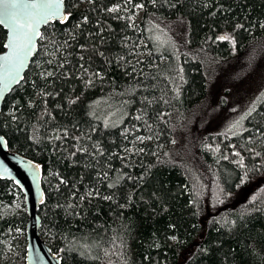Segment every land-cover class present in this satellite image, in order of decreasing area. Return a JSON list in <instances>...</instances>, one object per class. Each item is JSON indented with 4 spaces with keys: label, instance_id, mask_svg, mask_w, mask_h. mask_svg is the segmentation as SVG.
I'll return each mask as SVG.
<instances>
[{
    "label": "trees",
    "instance_id": "trees-1",
    "mask_svg": "<svg viewBox=\"0 0 264 264\" xmlns=\"http://www.w3.org/2000/svg\"><path fill=\"white\" fill-rule=\"evenodd\" d=\"M66 8L0 115L41 165V234L62 264H264V95L241 133L214 126L233 93L218 80L264 69V0ZM6 38L0 25V53ZM27 223L0 178V264H27Z\"/></svg>",
    "mask_w": 264,
    "mask_h": 264
},
{
    "label": "water",
    "instance_id": "water-1",
    "mask_svg": "<svg viewBox=\"0 0 264 264\" xmlns=\"http://www.w3.org/2000/svg\"><path fill=\"white\" fill-rule=\"evenodd\" d=\"M5 2L9 4L15 2L19 5L10 9L19 21V26L14 25L11 20L0 23L7 33L5 50L0 53V115L7 97L24 81L26 73L38 53L39 41L44 27L57 21L61 22L60 16L69 14L66 8V0H63L60 15L53 16L46 22L41 20L40 9L26 8L24 5L37 2L47 3L48 0H5ZM3 12L4 4H0V18H3ZM30 23L39 35L33 37L34 46H32L31 53L25 57L22 53L27 46L26 34L31 35L32 33V29L27 27ZM14 27H16L15 33L13 32ZM14 36L15 39H13ZM20 58L23 59L22 66L19 63ZM42 177L41 165L19 152L11 150L0 128V178L14 182L21 189L28 214L26 263L62 264L60 256L52 251L41 234L40 209L45 201Z\"/></svg>",
    "mask_w": 264,
    "mask_h": 264
},
{
    "label": "rangeland",
    "instance_id": "rangeland-1",
    "mask_svg": "<svg viewBox=\"0 0 264 264\" xmlns=\"http://www.w3.org/2000/svg\"><path fill=\"white\" fill-rule=\"evenodd\" d=\"M233 67L230 68L232 70ZM256 76L253 81L245 80V78H238V75L235 78H231L228 75L223 77V80H218L220 84H226L233 87L232 92L228 93L229 104L222 105L220 101L225 99L227 95L223 92H226L224 88L221 90L218 88L215 92V99L211 102L212 107H208L211 111L216 110V106L220 103V106H223L226 111H220L219 115L214 116L215 124L217 126L215 131H225L231 134H238L243 131L246 127L245 119L249 113L253 112L258 106L262 96L264 95V69H261L255 73ZM233 75V74H232ZM238 80L235 84H231V81ZM229 86V87H230ZM220 89V90H219ZM220 117V118H216ZM202 125L205 123V120H200ZM205 126V125H204ZM25 202V201H24ZM17 207V205H16Z\"/></svg>",
    "mask_w": 264,
    "mask_h": 264
},
{
    "label": "snow or ice",
    "instance_id": "snow-or-ice-1",
    "mask_svg": "<svg viewBox=\"0 0 264 264\" xmlns=\"http://www.w3.org/2000/svg\"><path fill=\"white\" fill-rule=\"evenodd\" d=\"M127 2V0H126ZM0 4H4V12H3V18H0V23H4L6 20L13 21L14 25L19 26V21L16 19L15 15H13L10 11V9L18 7L15 2L9 4L6 3L5 0H0ZM63 4V0H48L47 3H32V4H26L24 7L26 8H33V9H40L41 12L39 13L41 20L46 22L53 16H59L60 15V9L61 5ZM137 7H143V5H138ZM116 9H110V11H115ZM61 22H66L69 19V14H63L60 16ZM86 20V18H85ZM29 29H32L31 35L26 34L27 37V46L26 50L23 51L22 55L27 56L31 53L32 46H34L33 43V37L39 35L38 32L34 30V26L30 23L27 25ZM16 27L13 28V32L15 33ZM15 39V36L13 37ZM218 39L225 40L228 39L227 36H221L218 37ZM7 59V57H5ZM20 65H23V59L20 58L19 60ZM50 75V73H49Z\"/></svg>",
    "mask_w": 264,
    "mask_h": 264
}]
</instances>
